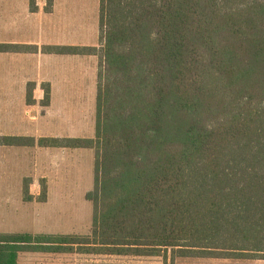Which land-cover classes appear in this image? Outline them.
I'll return each instance as SVG.
<instances>
[{
	"label": "trees",
	"instance_id": "1",
	"mask_svg": "<svg viewBox=\"0 0 264 264\" xmlns=\"http://www.w3.org/2000/svg\"><path fill=\"white\" fill-rule=\"evenodd\" d=\"M98 22L97 46L64 49L100 58L94 137L39 140L94 149L90 232L0 234V264L263 256L264 0H99Z\"/></svg>",
	"mask_w": 264,
	"mask_h": 264
},
{
	"label": "rangeland",
	"instance_id": "2",
	"mask_svg": "<svg viewBox=\"0 0 264 264\" xmlns=\"http://www.w3.org/2000/svg\"><path fill=\"white\" fill-rule=\"evenodd\" d=\"M99 0H72L73 44L92 47L98 37ZM83 56L73 60V80L79 81L70 91L66 103H49L48 88L40 90L39 100L26 106L33 129L38 133L55 130L66 132L69 138H93L99 56ZM68 101V102H67ZM24 110V111H25ZM50 111L47 118L46 111ZM33 112V113H32ZM46 116V117H44ZM66 137V138H67ZM33 139V138H31ZM65 139V138H63ZM35 141V140H34ZM59 147V146H57ZM56 154L55 167L33 168L30 154L15 148L0 163V234L45 233L86 235L90 232L93 207L85 194L93 188L94 149L68 148L64 155ZM1 162V161H0ZM38 173V176H37ZM42 176H47L42 178ZM22 177H24L21 182ZM21 182V183H19ZM22 188V189H21ZM18 264H163L160 257H136L70 252H21ZM169 263V262H168ZM170 264V263H169ZM174 264H264V255L246 258H184Z\"/></svg>",
	"mask_w": 264,
	"mask_h": 264
},
{
	"label": "crops",
	"instance_id": "3",
	"mask_svg": "<svg viewBox=\"0 0 264 264\" xmlns=\"http://www.w3.org/2000/svg\"><path fill=\"white\" fill-rule=\"evenodd\" d=\"M71 2L50 0L49 6V0H0V44L20 48L0 51V136L33 138L32 145H0L1 168L5 167L2 160L5 161L7 154L15 148L30 154L33 168L42 167L47 171L55 167L57 152L64 155L68 150L67 147L40 145L41 139H66V132L45 130L38 133L33 129L32 121L24 116L36 119L35 114L31 115L25 109L41 98V89L48 88V104L66 103V98L71 96L67 89L79 84L71 78V66L73 60L85 55L64 49L89 46L71 42L74 17ZM98 39L99 28L92 47L98 45ZM46 113L48 118L51 112L47 110Z\"/></svg>",
	"mask_w": 264,
	"mask_h": 264
}]
</instances>
